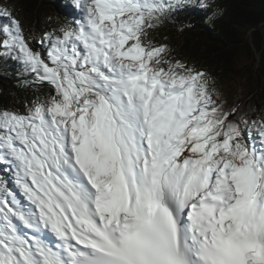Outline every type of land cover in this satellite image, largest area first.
Masks as SVG:
<instances>
[{"label":"snow or ice","instance_id":"1","mask_svg":"<svg viewBox=\"0 0 264 264\" xmlns=\"http://www.w3.org/2000/svg\"><path fill=\"white\" fill-rule=\"evenodd\" d=\"M194 3L74 0L29 35L0 0V59L48 89L0 108V264H264V113L152 38Z\"/></svg>","mask_w":264,"mask_h":264},{"label":"trees","instance_id":"2","mask_svg":"<svg viewBox=\"0 0 264 264\" xmlns=\"http://www.w3.org/2000/svg\"><path fill=\"white\" fill-rule=\"evenodd\" d=\"M11 1L16 3L13 14L23 22L25 30L36 29L42 34L54 22L69 20L62 15L68 10L67 0ZM210 2L209 9L200 7L201 0L185 6L187 10L168 17L152 33V38L156 43L167 44L175 58H184L208 72L214 77L218 91L232 77H256L255 116H259L264 113V0ZM214 10H219V14L209 20ZM242 58L249 65L238 69ZM28 79L15 62L0 59V108L24 111L25 102L41 93L47 94L46 87L25 83Z\"/></svg>","mask_w":264,"mask_h":264},{"label":"rangeland","instance_id":"3","mask_svg":"<svg viewBox=\"0 0 264 264\" xmlns=\"http://www.w3.org/2000/svg\"><path fill=\"white\" fill-rule=\"evenodd\" d=\"M2 3L5 7L10 8L11 10L16 6V3H13L11 0H2ZM67 3L72 5L74 0H67ZM26 32L29 35H32L33 33L41 34L40 31L36 29H27ZM36 47H39V45L37 44ZM178 59L187 62L184 58ZM248 65L249 62L245 58L238 61V69H244ZM256 82V77L254 79L232 77L227 84H225L223 88L218 91L225 107L236 103L241 107V115L249 113L252 116H255V100L258 98Z\"/></svg>","mask_w":264,"mask_h":264}]
</instances>
